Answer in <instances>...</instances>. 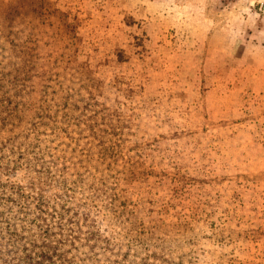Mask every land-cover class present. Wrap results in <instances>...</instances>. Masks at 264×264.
Instances as JSON below:
<instances>
[{"label": "rangeland", "instance_id": "1", "mask_svg": "<svg viewBox=\"0 0 264 264\" xmlns=\"http://www.w3.org/2000/svg\"><path fill=\"white\" fill-rule=\"evenodd\" d=\"M17 36L0 264H264V0H0L4 88Z\"/></svg>", "mask_w": 264, "mask_h": 264}, {"label": "trees", "instance_id": "2", "mask_svg": "<svg viewBox=\"0 0 264 264\" xmlns=\"http://www.w3.org/2000/svg\"><path fill=\"white\" fill-rule=\"evenodd\" d=\"M16 38H17L16 41L10 40V44H9L10 45L9 50L13 53L14 56L9 58L8 66H9V71L15 72V75L7 79L9 81L8 87L9 86L13 87V82H17V81L25 82L31 79V75L29 74V72L30 69L34 67V64L31 63L33 59L31 58L30 51L29 49L27 50V48L24 45L25 43H28L27 41L28 38L21 39L19 38V36H17ZM0 80H6V79L4 77H1ZM8 87L4 88L3 84L0 83V95L1 94L14 95L17 93L15 87H13L14 90L12 92L9 91ZM52 93L53 94L55 93L54 89H52ZM53 94L51 99H54ZM41 98H43V101L42 104L40 105L38 119L34 123L33 127H36L38 124L44 125L49 120L51 121V126H52L51 129L53 131L61 130L66 135V137H70L71 130H67V128L81 121V118L78 115L75 116L76 114L74 112L75 103H72L71 101H63L62 103H57L54 106V109H52L47 105V100H46L47 98L42 96ZM17 106L18 104L16 105V107ZM82 108H84V106ZM84 115H86V113H84ZM84 121L85 120H83V122Z\"/></svg>", "mask_w": 264, "mask_h": 264}]
</instances>
